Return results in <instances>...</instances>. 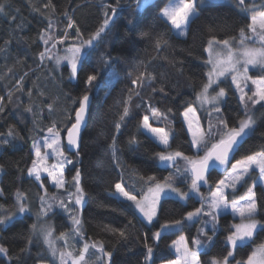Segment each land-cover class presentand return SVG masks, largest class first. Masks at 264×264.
Listing matches in <instances>:
<instances>
[{
	"label": "snow or ice",
	"instance_id": "1",
	"mask_svg": "<svg viewBox=\"0 0 264 264\" xmlns=\"http://www.w3.org/2000/svg\"><path fill=\"white\" fill-rule=\"evenodd\" d=\"M95 2L102 19L93 30L87 31L67 10L58 11L53 0H47L42 5L50 15L35 6L33 0H28L32 12L46 21L36 37L43 45V50L35 53L37 68L46 69L54 81V73L60 72L61 81L75 82L82 88L76 95L61 90L65 105L70 102V106L63 108L62 120L53 115L61 97L58 95L48 102L47 93L38 85L39 77L32 88L26 89L25 80L29 73L25 72L17 79L14 90L7 91V104L12 103L16 92L25 93L29 98L23 110L32 116L36 135L27 138L31 142V163L26 168H19L18 165V171L21 177L26 171L29 180L38 185L40 191L37 193L39 207L35 211L36 219L24 236L25 245L12 253L0 244V264H4L5 260L7 264H27L32 255L31 246L37 241H42L43 248H39L37 243L39 250L35 264H43L45 255L51 257L49 264H114V250L107 248L102 240L87 237L84 231L83 210L87 192L83 186L82 167L78 165L81 164L83 134L92 117L93 93L100 90L98 77L101 66L112 69L116 58L105 51L96 57L95 67L86 73L85 65L107 43L112 26L124 10L122 5L125 0ZM226 2L237 10L241 20L238 32L220 38L215 34L216 29L209 28L206 44L202 41L201 45L203 52L208 53L207 58L202 55L194 57L203 63L206 70L198 84L189 85L193 88L195 99L186 101L182 111L173 107L161 108L153 102L157 94L162 97L169 95L163 83L157 86L153 62L169 46V36L186 38L191 33L192 23L199 18L202 7L209 0H166L159 7L152 22L140 32L142 38L151 41L157 55L135 62L133 71L127 74L130 86L122 90L120 99L112 106L118 109V118L114 121L115 131L108 150L111 164L119 170L120 176L110 185L108 194L115 198L117 206L104 202L98 206L119 213L127 219V223L123 227L103 224L102 229L120 240H128L137 224L143 229H156L151 235L144 232L142 264H154L155 251L165 234L184 233L185 228L191 227H196L195 235L181 234L168 245L175 252V258L168 259L166 264H206L202 257L208 256L215 246L222 229L221 219L228 215H231L232 221L223 229L226 235L221 254L210 256L207 264H264V240L256 243L259 234L264 232V202L256 191L257 187L264 188V131L259 134L262 142L256 145V150L250 147L241 153V148L264 122V0ZM10 7L5 0H0V16L10 17L9 23L12 24L18 19L19 9L15 10L17 14H13L8 10ZM155 7L156 0H134L129 4L127 24L131 28L138 27L144 20L141 13ZM157 22L163 26L159 31L155 28ZM23 28L22 21L16 23L12 37L16 38V33ZM8 43L10 40L5 41V44ZM252 71L258 75H249ZM145 89H150L148 95L144 94ZM36 96L45 99L37 100ZM229 97L238 102L239 110L234 119L224 108ZM16 99L19 100V97ZM6 107L5 97L0 96V119L6 118ZM45 108L47 117H44ZM177 114L182 117L181 131L186 129L187 138L183 144L173 147V125ZM17 118L24 120L23 115ZM44 119L49 120L47 125H44ZM133 119L137 120L136 132L129 137L128 145L139 148L141 135L154 144L150 159L156 162L155 168L172 170L162 179L139 169L128 171L125 179L118 135L122 127ZM17 139L24 138L14 124H9L6 132H0V152L12 146ZM238 153L239 158H236ZM69 165L71 169L67 168ZM4 168L0 164V173ZM66 169L69 172L74 169L71 179L67 178ZM213 172L222 174V178L213 180ZM249 180L251 185L239 198H235V194ZM181 184L187 187H181ZM48 185L56 191H50ZM205 187L207 192L202 191ZM13 196L11 209L0 204V228L6 229L17 219L33 215L26 192L18 187ZM0 198H6L2 188ZM197 198L198 207L183 212L180 218L160 222L164 199H174L186 205L189 200ZM57 209L67 216L71 225L59 236L55 235V228L49 223L50 217L58 214ZM58 240L63 241L62 246L58 245ZM247 247H252L247 257L237 259V253Z\"/></svg>",
	"mask_w": 264,
	"mask_h": 264
},
{
	"label": "trees",
	"instance_id": "2",
	"mask_svg": "<svg viewBox=\"0 0 264 264\" xmlns=\"http://www.w3.org/2000/svg\"><path fill=\"white\" fill-rule=\"evenodd\" d=\"M11 7L8 9L13 14L16 9H19L18 19L16 22L10 24V17L0 16V96L5 97L6 113L5 119H0V132H6L9 124H14L17 131L24 139H17L13 145L6 147L0 152V164L5 166L4 171L0 173V188L5 191L6 198H0V204H5L11 209L14 204V196L16 188H21L27 193L29 202L33 208V215L27 218H19L9 225L6 229L0 228V244L5 245L12 253H16L21 247L25 245L24 236L28 232V227L35 219L34 214L38 209L37 193L40 191L38 185L33 183L26 175V171L21 177L19 168H26L31 163L30 157V141L27 139L29 136L36 135L33 133L32 116L24 112V107L29 103V98L25 93L16 92L11 104H7V91L14 90V85L20 76L25 72L29 73L28 78L25 80L26 89L33 87V82L37 81L36 76H39L38 85L47 93V100L56 96H60L61 100L57 105V112L65 105L63 100L62 91H71L73 95L79 94L82 85L75 82L69 83L67 80L61 81L57 76L56 83H51L47 70L37 68V61L35 60V53L43 50V45L36 40L38 31L46 24L42 17L33 13L28 0H5ZM47 0H33L35 6L40 7L46 14L50 15L49 10L43 9V3ZM115 3V0H111ZM134 0H125L122 5L124 10L119 13V18L112 26V30L107 37V43L93 55L92 59L85 65V73L95 67V59L101 52H109L112 57L116 58L112 69H105L101 66V74L98 77L100 90L94 92L95 99L92 103V117L89 122L87 130L83 134V143L81 146V164L83 175V186L87 192V203L83 210L84 231L87 237L104 241L107 248L113 249L114 264H142L144 248V232L147 231L151 235L152 231L156 229L147 228L143 229L141 225L137 224L135 229L131 230L128 240H120L110 233L102 229L103 224H111L115 227H123L127 223V219L117 212L111 211L110 208L99 207L100 202L109 204L116 207L115 198L109 196L108 188L119 179V170L111 164V154L108 150V144L111 142L112 134L114 133V121L118 118L116 113L117 108L112 107L114 102L120 99L122 90H126L131 84V80L127 74L133 71L135 62L138 59H149L157 55L153 49L151 41L147 38H142L140 32L145 29L146 25L152 22V18L166 0H156V7L146 9L141 15L144 17L143 22L136 28H131L127 24L126 17L129 16V4ZM58 11L67 10L70 15H74L80 22L82 28L87 31L93 30L98 22L102 19L100 10L97 7L95 0H53ZM59 18V17H58ZM23 22V31L16 33V38L12 37L13 30L16 23ZM241 20L238 16L235 7L221 0L218 3L210 2L203 6L201 14L197 20L191 25V33L186 38H176L169 36V46L159 53L158 58L153 62V68L157 76V86L163 83L168 90L169 95L162 97L157 94L154 97V103L161 108L173 107L178 111L183 110V105L188 100H194L195 96L193 88L189 85L195 86L203 77L206 70L203 63L195 59V55H202L206 58V53L203 52L202 41L206 44L207 37L209 36V28L216 29L215 34L220 37L228 35H235L238 32ZM159 22L156 23L155 28L157 31L162 29ZM87 31L85 34L87 35ZM23 40H19V38ZM6 40L10 43L5 44ZM19 40V42H18ZM27 41V42H24ZM35 41V42H34ZM193 53L194 55H190ZM21 62H17V61ZM182 62V63H180ZM11 69V72H9ZM182 70V71H181ZM114 73V74H113ZM65 75L67 70L65 69ZM83 76L84 73H81ZM251 76H256L258 73L252 71L249 73ZM251 87V85H250ZM150 89H145L144 94L148 95ZM19 97V100L16 99ZM37 100H44L43 97L36 96ZM20 105L19 108L16 106ZM112 110L109 111V108ZM225 111L229 117L234 119L238 109V102L229 97V102L224 105ZM45 112V109H44ZM18 115H23L24 120L21 121L17 118ZM142 115V113L140 114ZM182 117L177 114L176 122L173 125L175 140L173 147L183 144L186 137V129L181 131ZM48 123H46L47 125ZM155 126V122H153ZM137 120L129 121L122 127L118 135V143L120 148V157L123 166L126 170L125 179H127V172L131 169H139L147 174H156L159 178L168 175L171 169H156L155 161L150 159L151 152L155 149V145L149 141L144 140L141 135L142 141L139 148L129 147L128 139L136 132ZM163 126V125H160ZM264 131V122H261L257 131L248 139L246 144L241 148V153L245 152L250 147L256 150V145L261 141L260 132ZM240 153L236 158H239ZM234 162V161H233ZM71 169L72 166H67ZM68 179L74 175V169L67 171ZM213 180L222 178V174L218 175L213 172ZM251 185V180L244 187H241L235 194V198H239ZM181 187L185 185L181 184ZM50 191H56L55 188L48 185ZM114 191V189H113ZM207 192V187L202 189ZM256 191L261 197V202H264V191L261 187H257ZM139 195V193H136ZM198 199L189 200L186 205L174 199H164L162 201V209L160 212L161 220L180 218L183 212L192 210L193 207H198ZM58 214L50 217L55 228L56 236L60 232L67 231L71 225L66 215L60 209H57ZM207 219V217H205ZM232 221L231 215L225 216L221 219V232L216 238L215 246L212 248L208 256H203L202 259L206 262L212 255L221 254L223 247V240L226 232L223 230L227 227L228 223ZM157 224V228H158ZM196 227L185 228L184 233L174 232L165 234L160 240L158 248L154 254V264H163L168 259H174V253L169 249L168 245L176 240L179 235L185 234L188 236L195 235ZM264 240V232H261L256 239V243ZM43 248V245L37 241L31 246V257L27 259V264H35L37 260L36 253L39 250L37 247ZM254 246V245H253ZM252 247L241 249L236 258H246L251 252ZM50 259L45 255L43 257V264H49ZM7 264V261H4Z\"/></svg>",
	"mask_w": 264,
	"mask_h": 264
},
{
	"label": "rangeland",
	"instance_id": "3",
	"mask_svg": "<svg viewBox=\"0 0 264 264\" xmlns=\"http://www.w3.org/2000/svg\"><path fill=\"white\" fill-rule=\"evenodd\" d=\"M223 2H226V0H223ZM227 3V2H226ZM207 56H208V53H206V58H207ZM54 75H55V77L57 78V76H59L60 77V75H61V73L60 72H56V73H54ZM37 77H39L38 75L36 76V79H37ZM47 79L51 82V83H54V84H58V83H56V79H55V81L52 79V77L51 76H49V77H47ZM228 83L230 84L231 83V80H230V78H229V80H228ZM64 108V107H63ZM54 115V118H56V119H58V120H62L63 119V116H64V113H63V109H61L60 110V113H58L57 111L53 114ZM44 117H47V109L45 108V112H44ZM43 123H44V125H46V123H49V120L48 119H44V121H43ZM32 126H33V124H32ZM33 131V130H32ZM33 133L34 134H36L34 131H33ZM52 161H49V163H51ZM181 163H183L182 161H181ZM170 171H172V170H170ZM51 186V185H50ZM185 187H187L186 185H185ZM262 190L264 191V188H262ZM198 199V198H197ZM34 216H35V214H34ZM34 219H36V217H34ZM238 219L239 218H237V222H238ZM49 223L50 224H52L53 225V223H52V221H50L49 220ZM56 235V234H55ZM178 239V238H177ZM42 245H43V243H42V241H39ZM57 243H58V245H63V241H57ZM173 253H174V257H175V252L174 251H172ZM47 257H49V259H50V261H51V257L50 256H47ZM53 264H54V262H53ZM163 264H166V262L165 263H163Z\"/></svg>",
	"mask_w": 264,
	"mask_h": 264
},
{
	"label": "water",
	"instance_id": "4",
	"mask_svg": "<svg viewBox=\"0 0 264 264\" xmlns=\"http://www.w3.org/2000/svg\"><path fill=\"white\" fill-rule=\"evenodd\" d=\"M210 2H213V3H218L220 2L221 0H209Z\"/></svg>",
	"mask_w": 264,
	"mask_h": 264
},
{
	"label": "crops",
	"instance_id": "5",
	"mask_svg": "<svg viewBox=\"0 0 264 264\" xmlns=\"http://www.w3.org/2000/svg\"><path fill=\"white\" fill-rule=\"evenodd\" d=\"M52 187V186H51ZM54 188V187H53Z\"/></svg>",
	"mask_w": 264,
	"mask_h": 264
}]
</instances>
